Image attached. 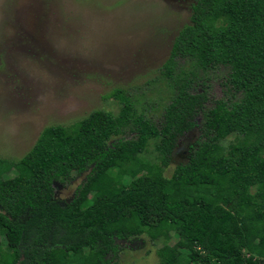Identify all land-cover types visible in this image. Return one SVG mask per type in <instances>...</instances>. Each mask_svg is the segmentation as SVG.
Listing matches in <instances>:
<instances>
[{"label":"trees","instance_id":"obj_1","mask_svg":"<svg viewBox=\"0 0 264 264\" xmlns=\"http://www.w3.org/2000/svg\"><path fill=\"white\" fill-rule=\"evenodd\" d=\"M191 12L160 69L172 97L159 126L116 91V116L47 127L20 159L0 161V264H118L117 241L144 234L176 240L157 251L161 264H264V0H196ZM176 58L227 68L223 98L207 109V92L174 73ZM201 113V140L165 177ZM73 174L82 185L57 199L54 184Z\"/></svg>","mask_w":264,"mask_h":264},{"label":"rangeland","instance_id":"obj_2","mask_svg":"<svg viewBox=\"0 0 264 264\" xmlns=\"http://www.w3.org/2000/svg\"><path fill=\"white\" fill-rule=\"evenodd\" d=\"M195 1L0 0V161L20 159L47 127L69 128L94 110L116 116L122 106L116 91L159 126L172 97L160 69L179 31L190 23ZM176 65L175 74L193 79L192 92H207V109L223 98L227 68L202 71L185 58H176ZM202 123L201 113L178 137L165 177L188 163ZM233 140L222 141L223 148ZM155 142L143 158L156 159ZM83 181L84 175L73 174L56 182L55 197L68 201ZM0 240L4 252L5 235ZM175 242L151 241L145 234L117 241L113 261L161 264L157 251Z\"/></svg>","mask_w":264,"mask_h":264}]
</instances>
